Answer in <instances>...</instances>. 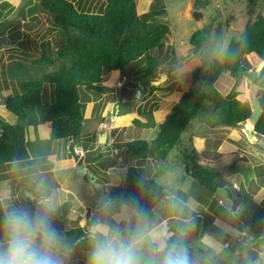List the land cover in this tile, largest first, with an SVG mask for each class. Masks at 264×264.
<instances>
[{
    "label": "rangeland",
    "instance_id": "1",
    "mask_svg": "<svg viewBox=\"0 0 264 264\" xmlns=\"http://www.w3.org/2000/svg\"><path fill=\"white\" fill-rule=\"evenodd\" d=\"M70 1L80 11L88 13H101L105 8L104 0ZM20 2L10 0V5L17 8ZM137 4L144 13L163 12L158 19L169 26L171 40L149 53L147 59L130 64L124 71L104 72L105 88L101 92L86 87L81 89L82 102L86 106L85 122L75 146L84 151L81 157L91 178H97L93 169L99 177L95 182L84 181L76 168L65 167L73 159L70 153L73 145L68 140L49 141L40 110L36 108L28 111V123L36 127L42 142L30 147L33 163L15 170L8 167L0 170V179H9L0 180L6 182H0V201L7 211L26 209L34 214L33 198L40 195L36 185L43 181L45 194H54L56 207L52 223L63 242L65 232L76 225L92 230L95 192L103 195L105 188L122 186L120 181L124 182L128 168L133 166L165 188V197L146 212L153 226L161 230L166 227L169 236L183 227L184 219L192 217L190 222L194 227L189 226L186 233L190 239L187 252L192 264H238L240 257L233 256L234 250L225 246L227 241L240 248V255L248 253L252 258L261 254L258 259L264 264V235L256 238L247 234L243 221H238L239 216L245 218L249 213L257 214L264 209V167L256 171V167L264 166V139L257 135V140L253 139L250 132L253 128L212 127L217 116L213 105L206 103L182 134L183 148L194 152L201 165L222 175L221 180L227 185L215 192L207 190L187 173L188 162L177 149L162 160L156 154L147 158L135 157L124 147L133 140L150 143L158 129L159 113L170 111L178 103L180 93L196 90L200 83H207L216 74L230 41L242 37L246 24L255 14L262 12L264 15V0H137ZM252 7L255 13L251 17ZM3 12L1 20L5 24L10 9ZM20 17L0 37V114L7 113L3 118L12 125L18 124L19 120L5 109V99L9 95L22 94L28 81H44L42 102H53L54 85L45 78L62 66L58 52L65 42L53 17L42 10L38 0H28ZM197 31H201L200 37L206 38L207 42L195 54L190 39ZM44 55L54 62L36 64ZM242 60L251 73L257 72L258 67L253 71L255 67L247 58L242 57ZM153 66L157 69L149 74ZM208 69L209 73L202 78ZM221 75L214 84L220 91L224 87V83H218ZM156 81L160 83L154 84ZM233 89L240 93L239 100L249 101L253 106L260 87L247 76H241L231 91ZM103 133H107L106 144L99 142ZM51 170L53 174L49 172ZM61 186L76 193L83 201L82 209L72 218L63 217L58 190ZM236 200H241L242 204L233 213ZM65 204L73 206L70 201ZM173 204L175 209L171 207ZM171 216L179 219L169 218ZM95 223L127 234L135 227L136 217L134 211L113 200L99 211ZM61 258L64 264H88L89 260L86 253L68 251L62 252Z\"/></svg>",
    "mask_w": 264,
    "mask_h": 264
},
{
    "label": "trees",
    "instance_id": "2",
    "mask_svg": "<svg viewBox=\"0 0 264 264\" xmlns=\"http://www.w3.org/2000/svg\"><path fill=\"white\" fill-rule=\"evenodd\" d=\"M104 2L105 8L101 13H88L80 11L70 0H38L42 10L53 17L55 26L60 29L65 39L58 52L62 66L45 78L54 85V100L51 104L42 102L44 89L42 80L28 81L22 94L6 97L5 107L17 116L19 123L12 125L0 116V170L3 171L6 167L15 170L34 161L30 147L42 141L35 131L36 127L28 123V111L36 108L40 110L42 125L46 129L49 141L68 140L75 146L83 133L85 122L86 106L82 102L81 89L86 87L88 90L101 92L105 88L104 72L124 71L130 64L143 58L147 59L149 53L162 48L171 40L169 26L158 19L163 12H160L161 14L141 12L137 0H104ZM9 9L8 16L16 9L15 6L11 7L10 0L0 3V37L13 26V22L6 20L5 24H2L3 20H1L3 11ZM251 9L252 17L255 9L253 7ZM200 36L201 31H197L190 39L195 54L199 53L207 42L206 38ZM3 41H6L5 38ZM242 57L252 63L255 67L253 71H256L258 67L257 72L251 73ZM53 62L44 55L35 63ZM156 69V66L150 68L149 74L155 73ZM209 71L210 69L202 75V78ZM225 72L230 73L236 80L241 76L255 77V84L260 87L257 101L261 103L263 113L254 128L249 122L253 115L252 104L249 101L239 100L240 93L236 89L223 95L214 86L218 77ZM263 78L264 15L259 12L246 24L242 37L239 40L230 41L223 56V64L216 74L207 83H200L196 90L180 93L178 103L170 111L159 113L158 129L151 138V142L133 140L124 147L135 157L147 158L149 155L156 154L162 160L167 159L170 152L177 149L188 162L187 173L207 190L215 192L222 187L218 184V179L221 180L222 175L218 171L201 165L194 152L183 148L182 134L191 126L206 103H210L217 116L212 127L237 129L247 125L253 128L250 130L253 139L257 140L255 135L264 139ZM32 127L33 131H31ZM118 148L121 146L119 145ZM76 150L79 153L82 151L77 148ZM74 166L73 159L65 165L68 168ZM262 167L264 166L256 167V171H260ZM93 171L98 178L96 170L93 169ZM5 179L8 178L3 177L0 180ZM106 195L110 201L114 200L132 211H134L132 208L134 203L148 212L153 204L165 197V188L156 180L143 176L139 168L132 166L126 172L124 184L112 186ZM61 207L64 213L69 209L67 204ZM6 211L5 204L0 201V243L3 242V219ZM238 221L243 220L238 217ZM244 228L248 234L262 238L264 209L257 214H247ZM178 234L175 230L169 242L175 240ZM64 237L62 243L66 251L89 253L91 233L86 227L76 225L66 231ZM189 242L190 239L185 235L186 250ZM239 260L238 264H252L257 258L253 256L251 260H248V258L240 257Z\"/></svg>",
    "mask_w": 264,
    "mask_h": 264
},
{
    "label": "clouds",
    "instance_id": "3",
    "mask_svg": "<svg viewBox=\"0 0 264 264\" xmlns=\"http://www.w3.org/2000/svg\"><path fill=\"white\" fill-rule=\"evenodd\" d=\"M40 193L33 198L34 214L26 209L12 208L3 219V242L0 243V264H64L66 251L62 238L53 227L55 200L46 195L43 181L36 185ZM101 209L110 201H98ZM175 209V204L171 205ZM136 225L127 234L103 223H95L91 230L88 264H192L185 235L190 221H184L175 240L163 230L153 226L147 213L132 204Z\"/></svg>",
    "mask_w": 264,
    "mask_h": 264
},
{
    "label": "water",
    "instance_id": "4",
    "mask_svg": "<svg viewBox=\"0 0 264 264\" xmlns=\"http://www.w3.org/2000/svg\"><path fill=\"white\" fill-rule=\"evenodd\" d=\"M27 2H28V0H21L20 4L17 6V8L14 10V12L9 16L7 21L8 22H14V21L20 20V18H21L20 17V12L26 6ZM248 78L250 80L255 81V77H253L252 75H249ZM159 83H160L159 81L154 82V84H156V85H158ZM262 113H263V109H262L261 103L259 101L254 102L253 103V115H252V117H251V119L249 121L253 125V128L258 124ZM99 142L101 144H106L107 143V133H103V134L100 135ZM70 153L73 156V160H74V162L76 164L75 165L76 169H77L78 173L81 175L82 179L84 181L95 182L97 178H91V176L88 173V169L83 164V159L81 157V154L76 150V148L74 146H72L70 148ZM218 184L221 185V186H226L227 185L224 181H222L220 179L218 180ZM102 199H107V200L110 201V198L108 196L96 197V198L93 199V205L92 206H93V208L95 210V215H94V218L92 219V221L90 222V226L93 225L98 220V213L101 210V208H100V206L98 204V201H100ZM240 204H241V200H236L235 201V203L233 205V208H232V212L233 213L237 212V209L240 206ZM242 220H243V223L245 224V218L244 217H242Z\"/></svg>",
    "mask_w": 264,
    "mask_h": 264
},
{
    "label": "crops",
    "instance_id": "5",
    "mask_svg": "<svg viewBox=\"0 0 264 264\" xmlns=\"http://www.w3.org/2000/svg\"><path fill=\"white\" fill-rule=\"evenodd\" d=\"M235 79L231 76V74L230 73H228V72H225V73H222V75H221V77L219 78V80H218V83H220V84H222V83H224V87L221 89V93L223 94V95H227L230 91H231V88L235 85ZM219 89V88H218ZM5 109H6V107H5ZM7 110V109H6ZM8 111V110H7ZM1 115V117L3 118H5V116L7 115V113L6 114H4V113H1L0 114ZM83 152L84 151H81L80 152V154H83ZM83 164H84V166L87 168V166H86V163H84V160H83ZM73 168H76V166H74ZM50 173H54L53 172V170H51V171H49ZM49 172H47V173H49ZM9 180V179H8ZM0 182H5V181H0ZM121 183H122V185L124 184V182H122V180L120 181ZM6 183V182H5ZM4 183V184H5ZM109 184V183H108ZM108 184H106V185H108ZM106 190H105V193L103 194V195H101V192H95V194H96V196H94V198H96V197H105V196H107L106 195V193H107V191L109 190L108 188H105ZM58 190H60L59 192H60V194H61V197H60V199L61 200H59V201H61L60 203H59V205H60V207L61 206H63V205H65V203H67V201H70V203L71 204H73V206H71V207H69V209H68V211L66 212V213H63V217H66V218H72V216H74V215H76V214H78L79 213V211L82 209V207H80V205H83V201H81V199L79 198V196L76 194V193H74V192H72V191H70V190H68V189H66V188H63L62 186L60 187V188H58ZM62 199H64V200H62ZM223 203V202H222ZM241 204H242V201H241ZM75 206V207H74ZM85 207V206H84ZM239 208V207H238ZM238 210V209H237ZM239 217H243V216H239ZM169 218H171V219H174V218H176V219H179V217H177V216H171V217H169ZM169 218L167 219V221H169ZM181 218V217H180ZM184 218H186V217H184ZM191 218L192 217H189V218H187V219H184V221H191ZM166 223V222H165ZM166 225V224H165ZM161 230V229H160ZM162 230L164 231V232H166L167 230H166V227H164V228H162ZM245 230V229H244ZM245 232L247 233V231L245 230ZM173 233L174 232H171V234L169 235V239L173 236ZM248 234V233H247ZM253 236V235H252ZM233 238V237H232ZM239 242H240V240H238ZM229 245V248L231 249H233L234 250V254H233V256H237V257H241V258H245L244 257V255L245 254H248V253H245V254H241L240 255V248L237 246V245H232V244H229L228 243V241L225 243V246H228ZM252 255L251 254H248V257H246V258H250ZM255 256V255H254ZM260 257H261V254L259 255V257L257 256H255V258H257V260L256 261H254V263H252V264H261V262L259 261V259H260ZM259 258V259H258Z\"/></svg>",
    "mask_w": 264,
    "mask_h": 264
},
{
    "label": "built area",
    "instance_id": "6",
    "mask_svg": "<svg viewBox=\"0 0 264 264\" xmlns=\"http://www.w3.org/2000/svg\"><path fill=\"white\" fill-rule=\"evenodd\" d=\"M92 228V227H91ZM87 231L89 232V233H91V229H90V227H87Z\"/></svg>",
    "mask_w": 264,
    "mask_h": 264
},
{
    "label": "flooded vegetation",
    "instance_id": "7",
    "mask_svg": "<svg viewBox=\"0 0 264 264\" xmlns=\"http://www.w3.org/2000/svg\"><path fill=\"white\" fill-rule=\"evenodd\" d=\"M1 30V29H0Z\"/></svg>",
    "mask_w": 264,
    "mask_h": 264
}]
</instances>
